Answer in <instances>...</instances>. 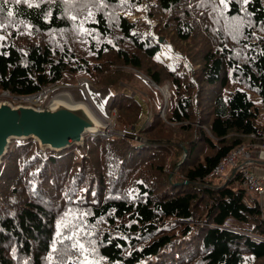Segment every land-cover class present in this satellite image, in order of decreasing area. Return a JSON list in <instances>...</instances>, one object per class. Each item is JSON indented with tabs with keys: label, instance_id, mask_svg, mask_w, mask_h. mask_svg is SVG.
<instances>
[{
	"label": "trees",
	"instance_id": "trees-1",
	"mask_svg": "<svg viewBox=\"0 0 264 264\" xmlns=\"http://www.w3.org/2000/svg\"><path fill=\"white\" fill-rule=\"evenodd\" d=\"M253 1L264 11V0H0V92L81 76L130 85L139 73L170 93L166 120L153 103L143 142L91 134L55 150L11 140L0 264H264L259 201L244 202L234 168L211 173L237 146L264 143L251 137L264 132L251 97L264 106V15ZM109 107L123 131L142 113L126 92Z\"/></svg>",
	"mask_w": 264,
	"mask_h": 264
},
{
	"label": "rangeland",
	"instance_id": "rangeland-1",
	"mask_svg": "<svg viewBox=\"0 0 264 264\" xmlns=\"http://www.w3.org/2000/svg\"><path fill=\"white\" fill-rule=\"evenodd\" d=\"M251 10L253 13L258 16L262 17L264 15V11L262 10L261 6L259 5L258 1H253L250 5ZM162 51H166V49L163 47ZM169 54L164 53V57H167ZM125 69H129L128 67H124ZM139 79H134L131 84L123 85V82H119L111 87H109L108 84L95 86L93 83H91L86 77L81 76L77 79L75 84H51L50 91L47 93L44 102L42 103V107H45L50 99L57 95H62L61 97H64L69 102L72 103H83L85 104L90 111L94 114V116L99 119L101 124L105 127L103 130H100L99 132H96L92 135H97L99 137H106L110 135L115 136H121L126 135L129 137L134 138L137 142H143L145 141V138L142 135V132L145 128H147L152 120V107L153 103L156 105L159 104L162 101L161 107L158 112V116L165 119V110L164 108L167 105V100L169 97V89L168 84L163 83L160 85V87L157 84L151 83L150 79L146 78L143 75H140L138 73L137 76ZM147 82V83H146ZM53 85V86H52ZM123 86V87H122ZM113 88V89H112ZM119 91V92H126L129 95H136L138 99H141L142 102V113L141 116L135 121L134 123L126 125L125 131L116 128V125L114 123V109H110L109 103L112 99L113 92ZM155 91L159 92V95H155ZM155 95V96H154ZM12 94H2L0 92V101H8L13 105L17 104H24V105H35L31 102H21L18 98H14ZM162 97V100H161ZM251 97L256 101L259 100V98L255 95H251ZM260 112L259 115L263 117V123H264V108L260 106V102H258ZM91 135V133H85L83 134V143L84 140L88 138V136ZM246 143L249 145V149L252 152V156H250V159L248 160V164L251 167L252 171L259 175L264 176V143L259 141H250ZM72 147V146H71ZM70 148V147H69ZM87 153V149H84ZM230 165H225L221 171L222 175L227 174V177L231 173ZM221 178V177H220ZM222 178H225V176H222ZM215 182L217 181L218 177H215ZM253 193V194H252ZM264 193V192H263ZM262 193V194H263ZM247 196L251 198V201L254 196V192L248 193ZM258 201L260 202L261 197L257 196ZM260 207L262 208V211L264 213V202H260Z\"/></svg>",
	"mask_w": 264,
	"mask_h": 264
},
{
	"label": "water",
	"instance_id": "water-1",
	"mask_svg": "<svg viewBox=\"0 0 264 264\" xmlns=\"http://www.w3.org/2000/svg\"><path fill=\"white\" fill-rule=\"evenodd\" d=\"M65 100L57 95L43 108L0 101V162L13 139L32 137L42 149L60 150L81 146L83 134L104 129L85 104Z\"/></svg>",
	"mask_w": 264,
	"mask_h": 264
},
{
	"label": "built area",
	"instance_id": "built-area-1",
	"mask_svg": "<svg viewBox=\"0 0 264 264\" xmlns=\"http://www.w3.org/2000/svg\"><path fill=\"white\" fill-rule=\"evenodd\" d=\"M151 81V80H150ZM151 83H153L151 81ZM51 86V85H49ZM53 86V85H52ZM50 87H45L44 89L28 95H19L13 96L14 98H18L21 102H31L34 103L35 108H41L42 103L45 100L47 93L50 91ZM7 91H3L2 94H7ZM263 117L261 115H257V121L259 123H263ZM264 136V132L262 130H258L256 133H252L251 137L260 138ZM248 144H241L233 149L213 170L212 174L220 176L221 171L225 165H230V167L235 166L238 174H240L242 178V183L248 192H254V194L261 195L264 192V176H259L255 174L251 167L248 164V160L250 156H252V152L248 148ZM85 154V153H84ZM253 194V193H252ZM247 200V199H244Z\"/></svg>",
	"mask_w": 264,
	"mask_h": 264
},
{
	"label": "bare ground",
	"instance_id": "bare-ground-1",
	"mask_svg": "<svg viewBox=\"0 0 264 264\" xmlns=\"http://www.w3.org/2000/svg\"><path fill=\"white\" fill-rule=\"evenodd\" d=\"M62 95H59V98L61 99V100H64V101H66L65 99H63L64 97H61ZM71 104H73V103H71ZM87 109V108H86ZM88 110V109H87ZM88 112L90 113V115L92 116V113L88 110ZM93 117V116H92ZM93 119H94V117H93ZM95 120V119H94ZM97 121L99 122V124H101V122L99 121V119H97ZM102 125V124H101ZM103 126V125H102ZM104 127V126H103ZM106 127V126H105ZM104 127V128H105ZM100 131V130H99Z\"/></svg>",
	"mask_w": 264,
	"mask_h": 264
},
{
	"label": "crops",
	"instance_id": "crops-1",
	"mask_svg": "<svg viewBox=\"0 0 264 264\" xmlns=\"http://www.w3.org/2000/svg\"><path fill=\"white\" fill-rule=\"evenodd\" d=\"M254 196H255V195H254ZM259 196L261 197L260 202L263 203V202H264V193L261 194V195H259ZM254 198H257V196H255Z\"/></svg>",
	"mask_w": 264,
	"mask_h": 264
},
{
	"label": "snow or ice",
	"instance_id": "snow-or-ice-1",
	"mask_svg": "<svg viewBox=\"0 0 264 264\" xmlns=\"http://www.w3.org/2000/svg\"><path fill=\"white\" fill-rule=\"evenodd\" d=\"M17 2H19V0H17ZM8 15L11 16L12 15V12H8ZM0 27H2V25H0Z\"/></svg>",
	"mask_w": 264,
	"mask_h": 264
}]
</instances>
